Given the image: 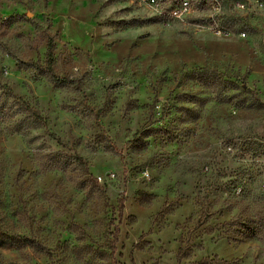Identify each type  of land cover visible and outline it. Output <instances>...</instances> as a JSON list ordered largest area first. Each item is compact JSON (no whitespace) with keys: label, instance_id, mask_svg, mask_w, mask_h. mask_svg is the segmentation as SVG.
Here are the masks:
<instances>
[{"label":"rangeland","instance_id":"rangeland-1","mask_svg":"<svg viewBox=\"0 0 264 264\" xmlns=\"http://www.w3.org/2000/svg\"><path fill=\"white\" fill-rule=\"evenodd\" d=\"M157 1L0 0V264H264V0Z\"/></svg>","mask_w":264,"mask_h":264},{"label":"built area","instance_id":"built-area-1","mask_svg":"<svg viewBox=\"0 0 264 264\" xmlns=\"http://www.w3.org/2000/svg\"><path fill=\"white\" fill-rule=\"evenodd\" d=\"M208 3V6L212 10H217V0H201ZM148 4L152 7H159V3L157 0H147ZM239 8H243V4H238ZM190 11V2L189 0H180L179 6L172 8L168 14L181 17L182 15L188 13ZM220 34V31L217 32Z\"/></svg>","mask_w":264,"mask_h":264},{"label":"trees","instance_id":"trees-1","mask_svg":"<svg viewBox=\"0 0 264 264\" xmlns=\"http://www.w3.org/2000/svg\"><path fill=\"white\" fill-rule=\"evenodd\" d=\"M43 71L47 72L48 74H50L52 77H54L56 79V81L58 83H78V80L76 79H71L69 77H60L58 75L55 74L54 72V69L52 67V59L49 58L47 63H46V66L42 68ZM36 116L39 118V119H42L41 116H39L37 113H36ZM95 182L97 183V180H95ZM119 215H121V211H122V208H123V203H122V199L120 200V204H119ZM117 234H118V227L115 226V230H114V240L117 238ZM112 264H115V261H112Z\"/></svg>","mask_w":264,"mask_h":264}]
</instances>
